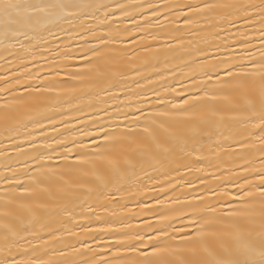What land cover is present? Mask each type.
Returning <instances> with one entry per match:
<instances>
[{"label":"snow or ice","instance_id":"1","mask_svg":"<svg viewBox=\"0 0 264 264\" xmlns=\"http://www.w3.org/2000/svg\"><path fill=\"white\" fill-rule=\"evenodd\" d=\"M0 264H264V0H0Z\"/></svg>","mask_w":264,"mask_h":264}]
</instances>
